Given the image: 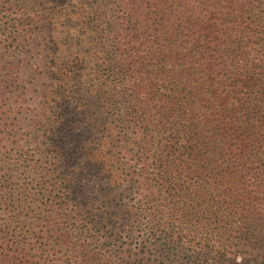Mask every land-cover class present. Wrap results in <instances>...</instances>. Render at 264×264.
Wrapping results in <instances>:
<instances>
[{"label":"trees","instance_id":"obj_1","mask_svg":"<svg viewBox=\"0 0 264 264\" xmlns=\"http://www.w3.org/2000/svg\"><path fill=\"white\" fill-rule=\"evenodd\" d=\"M118 6L110 123L57 154L40 222L0 227V264H264L263 0Z\"/></svg>","mask_w":264,"mask_h":264},{"label":"rangeland","instance_id":"obj_2","mask_svg":"<svg viewBox=\"0 0 264 264\" xmlns=\"http://www.w3.org/2000/svg\"><path fill=\"white\" fill-rule=\"evenodd\" d=\"M0 4L6 15L0 30V227L8 222L26 230L40 222L37 205L54 187L57 154L70 153L76 138L82 158L89 140H99L110 123L103 113L122 82L116 63L121 11L118 0ZM111 111L115 124L118 109ZM89 122L97 134L90 135ZM81 183L84 193L98 185Z\"/></svg>","mask_w":264,"mask_h":264}]
</instances>
